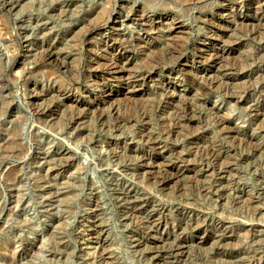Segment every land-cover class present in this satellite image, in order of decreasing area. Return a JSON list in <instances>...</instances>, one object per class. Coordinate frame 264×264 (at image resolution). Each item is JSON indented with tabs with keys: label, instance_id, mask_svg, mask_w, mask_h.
Returning <instances> with one entry per match:
<instances>
[{
	"label": "rangeland",
	"instance_id": "obj_1",
	"mask_svg": "<svg viewBox=\"0 0 264 264\" xmlns=\"http://www.w3.org/2000/svg\"><path fill=\"white\" fill-rule=\"evenodd\" d=\"M118 14L125 54L96 30ZM0 19V145L19 117L25 148L0 163V264H264V0H0Z\"/></svg>",
	"mask_w": 264,
	"mask_h": 264
},
{
	"label": "bare ground",
	"instance_id": "obj_2",
	"mask_svg": "<svg viewBox=\"0 0 264 264\" xmlns=\"http://www.w3.org/2000/svg\"><path fill=\"white\" fill-rule=\"evenodd\" d=\"M11 1V0H10ZM13 1V0H12ZM41 1V0H40ZM45 1H47V0H45ZM239 1V0H238ZM5 2V1H4ZM16 2V1H15ZM56 2V1H55ZM10 3H12V2H10ZM49 3H51V2H49ZM12 5V4H11ZM14 5V4H13ZM258 6V5H257ZM10 8V7H9ZM263 9V8H262ZM19 10V9H18ZM112 11V10H111ZM130 11V10H129ZM139 11V10H138ZM185 11V10H184ZM100 12H102V10L100 11ZM112 13V12H111ZM18 14V13H17ZM97 14V13H96ZM99 14V13H98ZM97 14V15H98ZM110 14V13H109ZM108 14V15H109ZM246 14V13H245ZM76 15V14H75ZM104 15V14H103ZM107 15V14H106ZM107 15V16H108ZM232 15V14H231ZM96 16V15H95ZM115 16V15H114ZM99 17V16H98ZM102 16H100L99 18H101ZM126 17H128V16H126ZM240 17V16H239ZM51 18V17H50ZM96 18H97V16H96ZM108 18H110V15H109V17ZM122 18H124V16H122V15H117V16H115L114 17V21L111 23V25H109V26H105L106 25V22L104 23L105 25H104V27L101 29H96L97 31H100L99 33H97V34H100L101 36H104V38H106L107 39V41L109 42L108 44H107V47H113V46H115V44L117 43V40H118V38L120 39V41L122 42V46L124 47V51L123 50H121V51H123L124 52V54L128 51L127 50V45L126 44H128L127 42H128V40H127V38L126 37H124V35L123 34H120L118 31L120 30V27H122V26H124V23H123V20H122ZM254 18V17H253ZM95 19V18H94ZM155 19L158 21V23H166L167 24V22L169 21V20H172V21H170L169 23H168V31H169V33H170V35H172L174 32H175V30L177 31L178 29H181V28H183V25L181 24V23H179V22H175V21H173V19L172 18H169L168 16H163V15H160V16H156L155 17ZM155 19H153V20H155ZM255 19V18H254ZM1 20V19H0ZM97 20V19H96ZM99 20H101V19H99ZM102 20H103V18H102ZM139 20H141L142 21V24L144 25V24H146L147 22H146V20L145 19H143V18H140ZM25 21V20H24ZM92 21H93V19H92ZM92 21L90 22V23H92ZM95 21V20H94ZM106 21H108L107 19H106ZM89 22V21H88ZM104 22V21H103ZM109 22V21H108ZM96 23H98V22H96ZM95 23V24H96ZM240 23V22H239ZM3 24V23H2ZM87 24V23H86ZM94 24V25H95ZM242 24V23H241ZM244 24V23H243ZM250 24V23H249ZM60 25H61V23H60ZM90 25H92L93 26V24H90ZM99 25H100V23H99ZM141 25V24H140ZM245 25V24H244ZM251 25V24H250ZM256 25V24H255ZM20 26V25H19ZM25 26V25H24ZM214 26V25H213ZM219 26H221V25H219ZM97 27H98V25H97ZM246 27V26H245ZM222 28V27H221ZM91 29V28H90ZM94 29V28H93ZM92 29V30H93ZM83 30V29H82ZM88 30V29H87ZM248 30V29H247ZM81 31V30H80ZM89 31V30H88ZM87 31V32H88ZM94 31V30H93ZM146 31V30H145ZM122 32V31H121ZM261 33V32H260ZM89 34V33H88ZM233 34V33H232ZM238 35V34H237ZM169 36V35H168ZM154 37V36H153ZM235 37V36H234ZM251 37V36H250ZM249 37V38H250ZM9 38V37H8ZM24 38V37H23ZM171 38H172V36H171ZM170 38V39H171ZM175 38V37H174ZM15 39V38H14ZM240 39V38H239ZM172 40V39H171ZM174 40V39H173ZM124 41L126 42V46H124ZM222 42V41H221ZM233 42V41H232ZM231 42V43H232ZM112 43V44H111ZM169 43V42H168ZM224 43V42H223ZM227 43V42H226ZM230 43V44H231ZM212 44V43H211ZM17 45V44H16ZM70 46V45H69ZM82 47V46H81ZM18 48V47H17ZM129 48V47H128ZM175 48V47H174ZM131 49V48H130ZM177 49V48H176ZM189 49V48H188ZM225 49V48H224ZM224 49H220V51H215V52H213L214 54H215V56H216V61H212L213 63L212 64H214V65H216V62L218 63V62H220L222 59L224 60V57L225 58H227V56H230V53H231V51H228V50H224ZM105 50H107L108 51V49L106 48ZM166 50V49H165ZM47 51V53L46 52H44V53H46V55H45V58L44 59H42V60H47V62L48 61H51V62H56V63H58V58H59V54L58 53H55L54 51H52L51 49H48V50H46ZM118 51V50H117ZM133 51V50H132ZM206 51H209V49H207ZM11 52V51H10ZM17 52V51H16ZM171 52V51H170ZM169 52V53H170ZM177 52V51H176ZM83 53V52H82ZM206 53V52H205ZM40 54V53H39ZM86 54V53H85ZM102 54V53H101ZM121 54H123V53H121ZM97 55V54H96ZM96 55H93V56H96ZM100 55V54H99ZM150 55V54H149ZM168 55V54H167ZM171 55V54H170ZM207 55V54H206ZM40 56V55H39ZM112 56V55H111ZM117 56V55H116ZM160 56V55H159ZM213 56V55H212ZM10 57V56H9ZM103 57V56H102ZM140 57V56H139ZM148 57V56H147ZM176 57V56H175ZM37 58H38V55H37ZM88 58H89V56H88ZM101 58V57H100ZM105 58V57H104ZM109 58V57H108ZM160 58V57H159ZM177 58H178V56H177ZM177 58H176V60H177ZM214 58V57H213ZM41 59V58H40ZM162 59V58H161ZM170 59H171V57H170ZM208 59V58H207ZM233 59V58H232ZM238 59V58H237ZM236 59V60H237ZM36 60V59H35ZM34 60V62L36 63V62H38V60L37 61H35ZM95 60V63L97 64L99 61H97V59H94ZM104 60V59H103ZM143 60V59H142ZM149 60V59H148ZM172 60V59H171ZM220 60V61H219ZM40 61V60H39ZM112 61V60H111ZM114 61V60H113ZM180 61H182L180 58H179V60H178V64H179V62ZM33 62V63H34ZM60 62V61H59ZM155 62H156V60H155ZM235 62V61H234ZM263 62V61H262ZM44 63V62H43ZM62 63V62H61ZM168 63V62H167ZM172 63H174V62H172ZM224 63V62H223ZM232 63V62H231ZM23 64V63H22ZM60 64V63H59ZM64 64V63H63ZM124 64V63H123ZM145 64V63H144ZM157 64V63H156ZM171 64V63H170ZM181 64V63H180ZM220 64V63H219ZM61 65V64H60ZM67 65V64H66ZM65 65V66H66ZM80 65V64H79ZM95 65V64H94ZM100 65V64H99ZM116 63H113V62H107V64H106V69L107 70H111L112 71V74H116L115 76H117L118 77V80H119V82H121V84H125V85H129L128 84V82H125V77L123 76L124 75V68L123 67H121V68H119L118 66V68L119 69H117L116 68ZM183 65V64H182ZM239 65V64H238ZM10 66V65H9ZM34 66V65H33ZM32 66V67H33ZM38 66V65H37ZM236 66V65H235ZM23 67V66H22ZM61 67V66H60ZM134 67V66H133ZM150 67V66H149ZM219 67V66H218ZM20 68V67H19ZM29 68V67H28ZM31 68V67H30ZM87 68V67H86ZM153 68V67H152ZM212 68V67H211ZM24 69V68H23ZM36 69V68H35ZM91 69V66L89 65V71H91L90 70ZM102 69V68H101ZM132 69V68H131ZM134 69H136V68H134ZM231 69V68H230ZM26 70V69H25ZM55 70V69H54ZM96 70V67H95V69H94V71ZM98 70V69H97ZM114 70V71H113ZM127 70V69H126ZM153 70V69H152ZM110 71V72H111ZM129 71V70H128ZM103 72V71H102ZM209 72V71H208ZM70 73V72H69ZM105 73H106V71H105ZM109 73V72H108ZM195 73V72H194ZM226 73V72H225ZM233 73V72H232ZM111 74V75H112ZM186 74V73H185ZM258 74V73H257ZM27 76V75H26ZM114 76V77H115ZM150 74L147 76V78L149 77L150 78ZM260 76V75H259ZM205 77H207V78H205V79H209V78H211V75L210 74H205ZM218 77V76H217ZM204 78V77H203ZM80 79V78H79ZM260 79V78H259ZM19 80V79H18ZM17 80V81H18ZM117 80V79H116ZM77 81V80H76ZM210 81V80H209ZM216 81V80H215ZM210 83H212V81L210 82ZM94 84H96L97 86H99V88H100V86H102L101 84H100V82H94ZM149 84V83H148ZM208 84V83H207ZM234 85V84H233ZM96 86V87H97ZM229 86V85H228ZM232 86V85H231ZM252 86V85H251ZM254 87V86H253ZM98 88V87H97ZM140 88V87H139ZM231 89V88H230ZM236 89V88H235ZM129 92V91H128ZM173 92V91H172ZM111 93V92H110ZM110 93H104V91H102L101 89H99V96L101 97V99H103V98H106V96H108ZM179 93V92H178ZM135 94V93H134ZM224 94V93H223ZM226 94V93H225ZM51 95V94H50ZM127 94H124L123 93V97L124 96H126ZM180 96H181V94H180ZM228 96V95H227ZM53 97V96H52ZM119 97V96H118ZM42 98V97H41ZM49 98V97H48ZM139 98V97H138ZM171 98V97H170ZM193 98V97H192ZM50 99V98H49ZM123 99H125V98H123ZM134 99V98H133ZM264 99V98H263ZM48 100V99H47ZM118 100H119V98H118ZM120 100H122V99H120ZM52 100H50V102H51ZM135 101V100H134ZM58 102V101H57ZM112 102V101H111ZM129 102H130V100H129ZM128 102V103H129ZM182 102V101H181ZM47 103V102H46ZM190 103V102H189ZM10 104V103H9ZM33 104H35V103H33ZM31 105V104H30ZM43 105V104H42ZM48 105H50L49 103H48ZM55 105V104H54ZM114 105H116V104H114ZM139 105V104H138ZM180 105V104H179ZM34 106V105H33ZM36 106V105H35ZM40 106V105H39ZM55 106H57V105H55ZM109 106V105H108ZM113 106V105H112ZM41 107V106H40ZM45 107V106H44ZM48 107V106H47ZM50 107V106H49ZM58 107V106H57ZM70 107H71V105H70ZM142 107V106H141ZM143 107H146L145 105L143 106ZM197 107V106H196ZM208 107V106H207ZM31 108V107H30ZM34 108V107H33ZM73 108V107H72ZM107 108V107H106ZM117 108V107H116ZM118 108H119V106H118ZM148 108V107H147ZM246 108V107H245ZM36 109H40V108H36ZM45 109V108H44ZM69 109V108H68ZM80 109H82V108H80ZM112 109H114V108H112ZM143 109V108H142ZM142 109H141V111H142ZM206 109V108H205ZM2 111H3V109H1ZM33 110H35V109H33ZM41 110V109H40ZM53 110V109H52ZM102 111V110H101ZM119 111V110H118ZM129 111V110H128ZM108 112V111H107ZM113 112H114V114L116 113L115 112V110H113ZM140 112V111H139ZM4 113V112H3ZM90 113V112H89ZM109 113V112H108ZM147 113V112H146ZM197 113V112H196ZM207 113V112H206ZM33 114V113H32ZM41 114V113H40ZM101 114V113H100ZM118 114V113H117ZM125 114H126V112H125ZM96 115V114H95ZM109 114H107L106 116H108ZM253 115V114H252ZM258 115V113H256V114H254L253 116H255V117H258L257 119H259L261 116H257ZM79 116V115H78ZM78 116H77V118H78ZM101 116H103L102 114H101ZM105 116V115H104ZM103 116V117H104ZM118 116V115H117ZM71 117V116H70ZM82 117V116H81ZM116 117V116H115ZM61 118V117H60ZM75 118H76V116H75ZM106 118V117H105ZM116 118H120V117H116ZM126 118V117H125ZM133 118V117H132ZM178 118V117H177ZM188 118H189V116H188ZM16 119V118H15ZM113 119H115V118H113ZM181 119V118H180ZM190 119V118H189ZM73 120H74V118H73ZM115 120H117V119H115ZM114 120V121H115ZM119 120V119H118ZM128 120V119H127ZM136 120V119H135ZM55 121H57V119L55 120ZM59 121V120H58ZM81 121V120H80ZM80 121H79V123H80ZM40 122V121H39ZM99 122V121H98ZM116 122V121H115ZM263 122V121H262ZM76 123V122H75ZM78 123V122H77ZM119 123V122H118ZM219 123V122H218ZM259 123V122H258ZM59 124V123H58ZM66 124V123H65ZM121 124V123H120ZM182 124V123H181ZM220 124L221 125H223L224 124V121L221 119L220 120ZM15 125H16V127H17V129H13V130H11L10 132H9V134H8V140L4 143V144H2V145H0V163L3 161V158H4V156H5V154L6 155H13L15 158H20L21 156H23L24 155V152H25V148H24V146L21 144L22 143V141H21V125H22V120L18 117L16 120H15ZM44 125V124H43ZM60 125V124H59ZM92 125V124H91ZM168 125V124H167ZM206 125V124H205ZM71 126V125H70ZM89 126V125H88ZM93 126V125H92ZM107 126V125H106ZM115 126H116V124H115ZM114 126V127H115ZM127 126V125H126ZM41 127V126H40ZM111 127V126H110ZM220 127V126H219ZM233 127V126H232ZM258 127V126H257ZM74 128V127H73ZM80 128V127H79ZM120 128V127H119ZM188 128V127H187ZM118 129V128H117ZM181 129V128H180ZM191 129V128H190ZM108 130V129H107ZM110 130H112V129H110ZM192 130V129H191ZM22 131H24V130H22ZM75 131V130H74ZM218 131V130H217ZM55 132H57V131H55ZM194 132V131H193ZM221 132V131H220ZM228 132H230V133H237L236 131H234V130H230L229 129V131ZM190 133V132H189ZM175 134V133H174ZM181 134V133H180ZM186 135V134H185ZM249 135V134H248ZM86 136V135H85ZM91 137V136H90ZM150 138V137H149ZM151 139V138H150ZM180 139V138H179ZM239 139V138H238ZM241 139V138H240ZM250 139V138H249ZM140 140V139H139ZM243 140V139H242ZM241 140V141H242ZM89 141V140H88ZM214 141V140H213ZM250 141L251 142H255L256 140H253V139H250ZM152 142V141H151ZM143 143H145V142H143ZM246 143V142H245ZM244 144V143H243ZM250 144H252V143H250ZM254 145V144H253ZM211 146V145H210ZM235 146V145H234ZM238 146V145H237ZM259 146L260 145H258L257 144V142L255 143V148L256 149H259ZM207 148H209V147H207ZM110 149V148H109ZM242 149V148H241ZM253 150H254V148H253ZM116 151V150H115ZM214 151H215V149H214ZM256 152H257V150H255ZM260 151V150H259ZM110 153V152H109ZM204 153H205V151H204ZM215 153V152H214ZM258 153V152H257ZM206 154V153H205ZM208 154H210V153H208ZM216 154L217 155H219V153L218 152H216ZM215 154V155H216ZM194 155H195V153H194ZM215 155H213V156H215ZM216 155V156H217ZM215 156V157H216ZM255 156V155H254ZM166 157V156H165ZM193 157V156H192ZM205 157V156H204ZM7 158V157H6ZM54 158V157H53ZM202 158V157H201ZM214 158V157H213ZM61 159H62V157H61ZM64 159V158H63ZM62 159V160H63ZM66 159V158H65ZM69 159V158H68ZM179 159V158H178ZM224 159V158H223ZM256 159V158H255ZM58 160H60V158L58 159ZM61 160V161H62ZM190 160V159H189ZM192 160V159H191ZM207 161V160H206ZM243 161V160H242ZM175 162V161H174ZM177 162V161H176ZM226 162V161H225ZM229 162V161H228ZM199 163V162H198ZM45 164V163H44ZM63 164V163H62ZM161 164H163V163H161ZM170 164V163H169ZM250 164V163H249ZM58 165V164H57ZM140 165V164H139ZM167 165V164H166ZM221 165V164H220ZM106 166V165H105ZM163 166V165H162ZM224 166V165H223ZM141 168H148L147 167V164H145L144 163V165H141L140 166ZM153 167V166H152ZM158 167V166H157ZM156 167V168H157ZM104 168V167H103ZM149 168H151L150 166H149ZM164 168V167H163ZM172 171H173V168L171 167L170 168ZM112 170V169H111ZM163 170V169H162ZM162 170H160V171H162ZM144 171V170H143ZM153 172H154V170H152ZM156 171V170H155ZM224 171V170H223ZM169 172V171H168ZM141 173H143V172H141ZM146 173H147V171H146ZM151 173V172H150ZM156 173V172H155ZM154 173V174H155ZM166 173V172H165ZM129 174V173H128ZM135 174V173H134ZM148 174H149V170H148ZM157 174V173H156ZM159 174V173H158ZM156 175V176H159V175ZM162 174V173H161ZM165 175V174H164ZM169 176V178H170V174H168ZM224 175V174H223ZM172 176H173V178H178V176H179V173L176 171V169H175V171L173 172V174H172ZM204 176V175H203ZM8 177H9V179L10 180H13V179H16L17 178V175H16V173L15 172H13L12 170L11 171H9V174H8ZM188 177V176H187ZM159 178V177H158ZM168 178V179H169ZM180 178V177H179ZM149 179V178H148ZM162 179V178H161ZM165 180V181H163L162 183H167L168 181H171V180ZM181 179V178H180ZM191 179V178H190ZM196 179V178H195ZM204 179V178H203ZM219 179H220V177H219ZM182 180V179H181ZM188 180V179H187ZM157 181V180H156ZM204 182V181H203ZM151 183H152V181H151ZM161 183V182H160ZM168 184V183H167ZM200 184V183H199ZM155 185V184H154ZM166 185V184H165ZM174 185H175V183H174ZM229 186V185H228ZM208 187V186H207ZM182 188V187H181ZM185 188V187H184ZM217 189H218V187H216ZM161 190V189H160ZM184 190V189H183ZM207 190V189H206ZM213 190V189H212ZM219 190V189H218ZM218 190H216V191H218ZM261 191V190H260ZM167 192V191H166ZM231 192V191H230ZM229 192V193H230ZM165 193V192H164ZM214 194V193H213ZM221 194V193H220ZM205 195V194H204ZM217 195V194H216ZM230 195V194H229ZM165 196V195H164ZM182 196V195H181ZM228 196V195H227ZM262 196V195H261ZM118 197V196H117ZM137 197V196H136ZM206 197V196H205ZM19 198V197H18ZM145 198V197H144ZM201 199V198H200ZM216 199V198H215ZM225 199V198H224ZM251 199V198H250ZM132 201H134V200H132ZM170 202V201H169ZM249 202V201H248ZM238 206V205H237ZM190 212V211H189ZM131 213V212H130ZM149 214V213H148ZM133 215V214H132ZM136 216V215H135ZM225 216V215H224ZM181 218V217H180ZM188 219V218H187ZM179 220V219H178ZM134 221V220H133ZM239 221V220H238ZM134 223V222H133ZM244 223V222H243ZM96 225V224H95ZM198 225V224H197ZM86 226V225H85ZM197 227V226H196ZM59 228V227H58ZM184 229V228H183ZM192 229V228H191ZM209 230V229H208ZM163 231V230H162ZM213 233V232H212ZM220 234V233H219ZM237 234V233H236ZM244 234V233H243ZM229 236V235H228ZM94 238V237H93ZM202 238V237H201ZM138 240V239H137ZM224 242V241H223ZM215 243V242H214ZM172 244V243H171ZM162 245V244H161ZM181 245H183V244H181ZM193 246V245H192ZM235 246V245H234ZM144 247V246H143ZM156 247V246H155ZM178 247V246H177ZM180 248H184V246H179ZM225 247V246H224ZM150 248V247H149ZM169 248V247H168ZM171 248V247H170ZM104 249V248H103ZM155 250V249H154ZM172 251V250H171ZM184 250H182V252H183ZM181 252V251H180ZM102 253V252H101ZM157 253V252H156ZM140 254V253H139ZM180 254V253H179ZM186 254V253H185ZM185 254H183V255H185ZM182 255V254H181ZM185 257V256H184ZM186 259V258H185ZM183 260V259H182ZM109 261V260H108ZM173 261V260H172ZM254 261V260H253ZM170 262V261H169ZM232 262V261H231ZM160 264V263H159ZM228 264V263H227Z\"/></svg>",
	"mask_w": 264,
	"mask_h": 264
}]
</instances>
